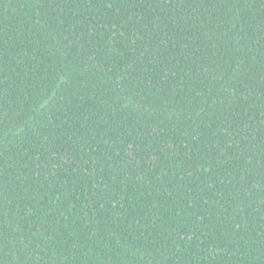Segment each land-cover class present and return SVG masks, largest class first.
<instances>
[{
	"label": "trees",
	"instance_id": "16d2710c",
	"mask_svg": "<svg viewBox=\"0 0 264 264\" xmlns=\"http://www.w3.org/2000/svg\"><path fill=\"white\" fill-rule=\"evenodd\" d=\"M0 264H264V0H0Z\"/></svg>",
	"mask_w": 264,
	"mask_h": 264
},
{
	"label": "snow or ice",
	"instance_id": "6c2138e0",
	"mask_svg": "<svg viewBox=\"0 0 264 264\" xmlns=\"http://www.w3.org/2000/svg\"><path fill=\"white\" fill-rule=\"evenodd\" d=\"M110 6V5H109Z\"/></svg>",
	"mask_w": 264,
	"mask_h": 264
}]
</instances>
